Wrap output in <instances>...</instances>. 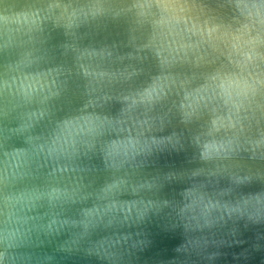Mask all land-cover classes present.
Here are the masks:
<instances>
[{"label": "clouds", "instance_id": "1", "mask_svg": "<svg viewBox=\"0 0 264 264\" xmlns=\"http://www.w3.org/2000/svg\"><path fill=\"white\" fill-rule=\"evenodd\" d=\"M14 9L0 15V264H264V0ZM114 35L133 50L85 46ZM114 56L140 65L125 80L145 65L150 80L117 93L83 63Z\"/></svg>", "mask_w": 264, "mask_h": 264}, {"label": "water", "instance_id": "2", "mask_svg": "<svg viewBox=\"0 0 264 264\" xmlns=\"http://www.w3.org/2000/svg\"><path fill=\"white\" fill-rule=\"evenodd\" d=\"M28 2L29 0H5V7H0V15L4 14V12L7 10V7H10L13 4L15 5V12H22L25 10V6ZM54 42L57 45H60L61 43H64L66 41L63 36H57ZM85 46L95 48L96 50H100L103 47H115L119 55H126L128 52H131L133 50L130 46L127 45L126 39L115 35L107 39L101 36L95 41L85 42ZM67 60L74 70H78L80 72L79 84L82 90H86L88 87L89 79L83 76V69H77L76 61L73 57H68ZM83 63H85V65L91 64L92 70H95L97 72H107L114 75L116 79L111 84V87L117 93H128L131 91H135L136 89L144 85L146 81L150 80L146 65L144 72L140 73L139 75L133 76L131 80L124 79V76H126L127 73L140 66L137 61H130L127 59L120 60L116 56H114L103 61L94 60L84 61ZM152 74L156 73L153 72ZM120 107L121 105L119 103H113L109 105L105 109V111L115 115L119 111Z\"/></svg>", "mask_w": 264, "mask_h": 264}]
</instances>
